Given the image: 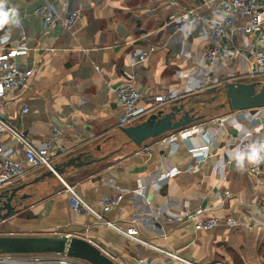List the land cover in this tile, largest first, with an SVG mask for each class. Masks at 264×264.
I'll return each mask as SVG.
<instances>
[{"label":"crops","instance_id":"crops-1","mask_svg":"<svg viewBox=\"0 0 264 264\" xmlns=\"http://www.w3.org/2000/svg\"><path fill=\"white\" fill-rule=\"evenodd\" d=\"M47 1L62 15L67 8L78 11L80 20L70 30L62 22L45 30L35 11ZM214 4V0H10L29 37L30 51L20 60V69L34 74L10 95L4 119L38 147H44L52 128L58 127L65 154L54 159L55 166L82 154L84 162L93 163L36 183L48 171L27 167L26 178L10 188L25 187L14 204L16 214L0 223V236L66 235L108 252L118 264L160 260L151 249L117 231L94 226L92 214L70 205L68 186L99 213L102 200L123 194L119 207L105 215L108 221L194 264H264V225L252 222L264 205V178L249 172L247 158L243 167L236 159L238 140L258 144L262 137L259 123L248 118L258 111L230 113L220 107L221 97L212 101L217 96L212 89H220L217 84L227 75L221 66L208 70L203 63V51L214 41L200 18L211 15ZM188 12L190 26L176 32L172 22ZM2 28V33L13 35V23ZM236 42L242 48L248 39L239 33ZM141 55L147 58L138 64ZM243 65L241 61V72ZM125 84H133L142 94L141 107L146 110L159 96L170 101L157 111L190 103L195 114L204 117L191 125L200 132L174 144L167 141L176 133L166 134L137 148L119 126L122 112L114 92ZM213 106V115L198 113ZM259 112L264 118V108ZM4 141L17 160L25 161L20 144L8 136ZM207 147L206 161L193 155ZM175 170L178 174L165 180ZM186 209H203L204 219L233 218L240 225L230 229L222 224L209 232L194 224L179 225L177 218Z\"/></svg>","mask_w":264,"mask_h":264},{"label":"built area","instance_id":"built-area-1","mask_svg":"<svg viewBox=\"0 0 264 264\" xmlns=\"http://www.w3.org/2000/svg\"><path fill=\"white\" fill-rule=\"evenodd\" d=\"M214 1L212 14L200 18L207 34L214 41L213 44L203 51L204 67L208 70H214V68L221 66L227 72V75H222L221 80L217 84L218 86H223L226 83H255L258 82L259 78L264 79V0ZM5 9H14L10 6V0H6ZM35 14L42 18L45 30L50 29L59 22H62L67 30H70L80 20L78 11L67 8L65 15H62L49 1L38 7ZM190 15H192V12H188L187 16L181 17L178 22H172L176 32H180L190 26ZM2 30L3 28L0 27V193L26 178L28 174L27 167L32 170L44 169L55 173L54 159L59 154H65L61 144L63 134L58 127L52 128L51 136L46 141L45 146L38 147L4 119L2 111L8 104V98L14 91L23 88L34 73L33 71H22L20 69V60L30 51L28 48V33L21 19L19 25L13 23V35L18 42L17 45L13 44V35L4 34ZM239 33H242L248 39V43L242 48L236 44V36ZM146 58V55H141L138 58V64H142ZM241 61L244 64L242 72L238 69ZM229 68L231 69L229 70ZM260 83H264V81ZM209 84H214V81L210 80ZM114 94L122 112V116L119 119L121 128L137 125L162 107L165 102L170 101L165 96H159L156 98V104L146 110L141 107L142 94L133 84H125L118 87ZM259 110L255 114L248 116V118L259 123L262 137L258 144H253L249 140H238L237 149L239 153H248L252 145L264 143V118H260ZM24 112L27 113L28 109L26 108ZM220 125H222V121ZM199 132L200 129L198 127L189 126L169 137L167 142L174 144L178 138H189ZM5 136L21 145L25 154V161H19L15 158L14 149L4 141ZM209 153V147L193 151L194 156H202V162L207 160ZM248 170L255 178H264V160L259 164L249 163ZM176 174H178L176 170L170 172L165 176V180L172 178ZM67 192L71 195L70 205L73 208L83 209L94 216V226L111 228L130 241L151 249L160 258L159 261L141 258L137 260L138 264H194L175 253L149 244L141 239L136 232L123 230L115 223L108 221L105 215L119 207L124 199L123 194H117L102 200L100 202L102 213H99L88 205L74 188L67 186ZM258 213V217L252 219V222L264 225V205L259 209ZM204 215L205 210L203 209H186L179 214L177 222L179 225L194 224L197 230L203 232L212 231L222 224H225L230 229H236L240 225L233 218L223 220L211 217L204 219ZM101 251L115 261L114 257L108 252ZM0 264L88 263L55 254H8L0 255ZM211 264L226 263L218 261Z\"/></svg>","mask_w":264,"mask_h":264},{"label":"water","instance_id":"water-1","mask_svg":"<svg viewBox=\"0 0 264 264\" xmlns=\"http://www.w3.org/2000/svg\"><path fill=\"white\" fill-rule=\"evenodd\" d=\"M212 93H217L212 101L214 102L220 97L223 98L224 102L220 107L228 109L230 113L264 108V83H226L218 90L212 89ZM189 105L190 103L180 104L178 102L168 111L163 110L162 107L161 110H156L151 114L146 121L122 128V132L131 144L137 148H143L150 140L166 134L177 133L204 119V117L196 116L195 108H190ZM92 163V161L84 162L82 154L67 160L60 167L56 166L55 173L47 172L35 183L44 178L60 176L65 169H80ZM24 188L9 189L0 193V223L16 214L17 210L14 204L18 203V194ZM8 254H55L81 260L88 264H118L90 242L66 235L58 237L0 236V255Z\"/></svg>","mask_w":264,"mask_h":264},{"label":"clouds","instance_id":"clouds-1","mask_svg":"<svg viewBox=\"0 0 264 264\" xmlns=\"http://www.w3.org/2000/svg\"><path fill=\"white\" fill-rule=\"evenodd\" d=\"M6 0H0V27L6 23L20 24L19 13L15 9H5ZM264 143L252 145L248 153H239L236 157L238 166L243 167L245 158L249 163L259 164L264 160Z\"/></svg>","mask_w":264,"mask_h":264},{"label":"rangeland","instance_id":"rangeland-1","mask_svg":"<svg viewBox=\"0 0 264 264\" xmlns=\"http://www.w3.org/2000/svg\"><path fill=\"white\" fill-rule=\"evenodd\" d=\"M258 82H262V81H264V79L263 78H259L258 80H257ZM221 102H223L224 101V99L222 98L221 100H220ZM219 102V101H218ZM219 104V103H218ZM217 104V105H218ZM217 105H215V106H217ZM214 110H216L215 109V107L213 106V107H207L206 109H199V112L198 113H204V114H206V113H208V115H213V114H211V113H214L213 111ZM197 113V114H198ZM196 116H199V115H196Z\"/></svg>","mask_w":264,"mask_h":264}]
</instances>
